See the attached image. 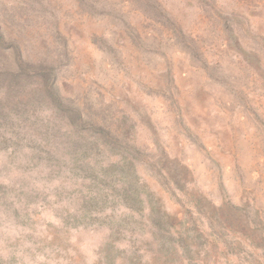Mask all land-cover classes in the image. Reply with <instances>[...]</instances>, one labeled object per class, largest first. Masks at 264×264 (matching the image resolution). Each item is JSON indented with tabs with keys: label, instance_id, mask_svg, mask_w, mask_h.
<instances>
[{
	"label": "rangeland",
	"instance_id": "1",
	"mask_svg": "<svg viewBox=\"0 0 264 264\" xmlns=\"http://www.w3.org/2000/svg\"><path fill=\"white\" fill-rule=\"evenodd\" d=\"M0 33V264H264V0H0Z\"/></svg>",
	"mask_w": 264,
	"mask_h": 264
},
{
	"label": "trees",
	"instance_id": "2",
	"mask_svg": "<svg viewBox=\"0 0 264 264\" xmlns=\"http://www.w3.org/2000/svg\"><path fill=\"white\" fill-rule=\"evenodd\" d=\"M0 42H2L1 33H0ZM50 95L54 96L55 94L52 92Z\"/></svg>",
	"mask_w": 264,
	"mask_h": 264
}]
</instances>
